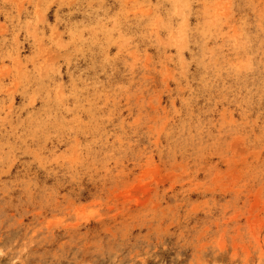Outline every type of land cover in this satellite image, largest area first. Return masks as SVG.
Returning a JSON list of instances; mask_svg holds the SVG:
<instances>
[{
  "label": "rangeland",
  "instance_id": "rangeland-1",
  "mask_svg": "<svg viewBox=\"0 0 264 264\" xmlns=\"http://www.w3.org/2000/svg\"><path fill=\"white\" fill-rule=\"evenodd\" d=\"M0 264H264V0H0Z\"/></svg>",
  "mask_w": 264,
  "mask_h": 264
}]
</instances>
